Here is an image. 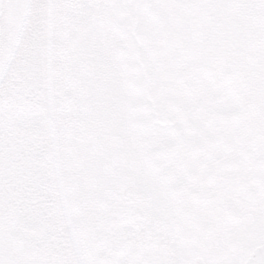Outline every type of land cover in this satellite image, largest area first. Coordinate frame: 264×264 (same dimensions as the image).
Here are the masks:
<instances>
[{"label":"snow or ice","instance_id":"6c2138e0","mask_svg":"<svg viewBox=\"0 0 264 264\" xmlns=\"http://www.w3.org/2000/svg\"><path fill=\"white\" fill-rule=\"evenodd\" d=\"M0 264H264V0H0Z\"/></svg>","mask_w":264,"mask_h":264}]
</instances>
